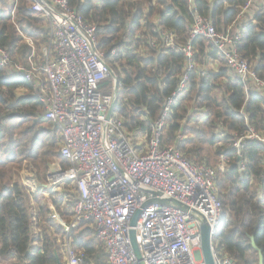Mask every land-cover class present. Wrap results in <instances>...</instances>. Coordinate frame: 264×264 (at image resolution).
<instances>
[{
  "label": "trees",
  "instance_id": "16d2710c",
  "mask_svg": "<svg viewBox=\"0 0 264 264\" xmlns=\"http://www.w3.org/2000/svg\"><path fill=\"white\" fill-rule=\"evenodd\" d=\"M12 1L1 0L0 46L7 49L15 62H23L32 49L18 30L42 48L47 41V29L40 15L28 12L29 0H18L12 18ZM210 1L194 0V4L198 13L208 17L218 31L236 22L246 2L225 0V6L223 1ZM68 2L86 22L96 26L99 47L116 80V116L126 131L147 132L149 124L158 118L165 97L176 88L185 62L183 54L173 49L163 53L156 45L162 43V31L175 33L178 43L186 42L192 23L187 1ZM252 18L242 34L238 51L264 80V9L254 11ZM192 45L199 67L191 74L189 92L180 99L168 120L163 145L176 143L178 131L186 132L183 121L191 122L188 109L193 101L197 109L207 110L206 120L189 128L190 137L178 147L208 166H216L223 150H227L230 166L219 172L216 180L223 218L216 228L215 247L237 264H259L258 251L252 247L254 241L264 264V204L256 193V185L264 181V145L248 143L243 150L248 160L245 171L239 169V152L229 146L234 133L245 131L246 124L237 113L241 108L246 111L249 125L264 133V98L252 92L245 103L244 85L227 68L225 60L203 38H196ZM112 49L116 55H111ZM210 60L219 61L217 72L201 76L199 68ZM109 85L111 93L114 87L111 78L101 84V91L106 92L104 88ZM37 94L22 76L12 75L0 67V264H57L64 257L66 235L75 251L85 253L84 264H106L104 247L89 221H82L65 233L64 227L51 218L55 210L69 223L72 202L58 193H32L21 183L20 172L25 170H30L36 181L45 184L51 162L57 161L62 169L69 167L68 160L59 152L57 130L41 117L44 106ZM220 127L225 135L217 140ZM46 198L49 202L40 204ZM64 202L70 207L62 209ZM35 239L41 245H34Z\"/></svg>",
  "mask_w": 264,
  "mask_h": 264
},
{
  "label": "built area",
  "instance_id": "2783aa9c",
  "mask_svg": "<svg viewBox=\"0 0 264 264\" xmlns=\"http://www.w3.org/2000/svg\"><path fill=\"white\" fill-rule=\"evenodd\" d=\"M29 1L28 12L45 20L47 41L38 54L33 39L19 29L32 51L25 61L15 62L7 49L0 46V67L22 76L38 92L44 106L41 117L57 130L59 152L68 160L69 167L62 169L54 163L45 184L30 175V184L24 183L25 186L32 193H58L69 199L73 204L71 221L62 222L55 210L51 218L64 227L65 233L78 223L89 221L104 247L106 264H204L199 220L210 228L215 264H237L218 252L214 244L216 228L223 218L216 172H224L230 166L227 150H223L216 166L210 167L179 149V144L188 138L182 130L176 134L174 144L163 145V137L174 108L190 90L192 72L199 67L192 45L196 38L207 41L244 85L245 103L252 92L264 98V80L238 51L247 23L253 21L254 11L264 9V0H246L237 17L243 19L239 23L243 24L235 31L230 27L218 31L208 17L198 13L194 0H186L192 16L186 42L178 43L175 33L162 31V43L156 45L163 53L173 49L183 54V71L147 132L126 131L114 112L116 80L99 47L96 26L86 22L68 0ZM17 2L12 1V18ZM116 54L112 49L111 55ZM199 69L201 76H207L216 73L218 66ZM108 78L113 79L111 93L100 89ZM194 102L188 116L197 115L191 117L196 124L206 120L207 110L197 109ZM237 113L246 127L245 131L233 134L229 146L239 152V169L245 171L248 160L243 150L250 142L264 145V133L249 125L244 108ZM217 132V140H222L224 129L220 127ZM62 185L71 187V192L60 189ZM256 189L257 199L264 204V181ZM160 197L172 198L186 209L160 201ZM65 237L64 257L58 264H84L85 253L75 251ZM33 244L41 245L37 239Z\"/></svg>",
  "mask_w": 264,
  "mask_h": 264
},
{
  "label": "water",
  "instance_id": "95a60500",
  "mask_svg": "<svg viewBox=\"0 0 264 264\" xmlns=\"http://www.w3.org/2000/svg\"><path fill=\"white\" fill-rule=\"evenodd\" d=\"M160 201L163 202H170L176 206H178L180 209L185 210L186 208L181 205L179 202L172 198L168 197H160ZM199 229H200V234H201V251L203 255V261L204 264H215L212 250H211V233H210V228L208 224L204 220H199ZM252 247L254 250L258 251V263L263 264V256L261 254V251L257 249L255 246L254 241H252ZM59 261L57 260V264Z\"/></svg>",
  "mask_w": 264,
  "mask_h": 264
},
{
  "label": "rangeland",
  "instance_id": "374dc122",
  "mask_svg": "<svg viewBox=\"0 0 264 264\" xmlns=\"http://www.w3.org/2000/svg\"><path fill=\"white\" fill-rule=\"evenodd\" d=\"M188 11H189V9H188ZM238 17V16H237ZM237 19V18H236ZM46 24V23H45ZM38 49V50H37ZM41 50V46L39 47V45H36L35 46V51L38 53V51H40ZM143 51V50H142ZM112 79V78H111ZM110 85L109 86H107V87H105L104 88V90L106 91V93H109V91H110ZM21 93V92H20ZM190 117H197V115H195V114H192ZM188 121L189 120H184L183 121V125L187 128V130H189V128H191L192 126H194V124L195 123H193V122H189L188 123ZM186 130V132L184 131V134L189 138L190 137V130L189 131H187ZM218 145V144H217ZM213 162H215V161H213ZM54 163H58L57 161H54V162H51L50 164H49V167H48V171H49V169H50V167L52 166V164H54ZM60 166V165H59ZM210 166H212V167H215V165L214 164H212V165H210ZM61 167V166H60ZM51 170V169H50ZM219 172H216V176H217V174H218ZM30 175H32L31 174V171L30 170H25V172H20V179H21V183L22 184H30V180L28 179V177L30 176ZM33 176V175H32ZM46 183V182H45ZM60 189H63V190H65L66 192H67V194L68 193H70L71 192V187H68V186H66V187H64L63 185L62 186H60ZM37 196H39V195H37ZM33 197V196H32ZM39 198H40V196H39ZM38 198V199H39ZM33 199L31 198V201H32ZM46 200L47 201H43V200H41V202H40V204H45V203H48L49 202V200H48V198H46ZM72 200V199H71ZM66 201H69V199H67ZM70 202V201H69ZM66 203L67 202H64V204H61V208L63 209V208H68V207H70V206H68V205H66ZM32 204L35 206V203L32 201ZM50 207L51 208H53V206L52 205H50ZM57 212V211H56ZM58 213V212H57ZM59 217H60V220L62 221V222H65V224L68 222V220L67 219H65V218H63L62 216H60L59 215ZM72 217V216H71ZM62 241H63V239H62ZM68 241H69V239H68ZM10 264H12V263H10Z\"/></svg>",
  "mask_w": 264,
  "mask_h": 264
},
{
  "label": "crops",
  "instance_id": "0c3cea01",
  "mask_svg": "<svg viewBox=\"0 0 264 264\" xmlns=\"http://www.w3.org/2000/svg\"><path fill=\"white\" fill-rule=\"evenodd\" d=\"M215 1H221V2L223 1V2H224V5L227 6L225 0H211L210 2L213 3V2H215ZM242 20H243V19H239V20L236 19V22L231 23L227 28L230 27V29L233 30V31L237 30V28H238L237 25H238ZM245 31H246V30H245ZM245 31H244V32H245ZM215 63H216V64H215ZM219 64H220V63H219L218 60H210L209 63H208L207 65L213 67V66H215V65H216V66H220ZM24 186H25V184H24ZM25 188H26L28 191H30V189H29V187H28L27 185L25 186ZM35 226H36V225H35ZM35 229H36V228H35ZM58 261H59V260H58Z\"/></svg>",
  "mask_w": 264,
  "mask_h": 264
}]
</instances>
